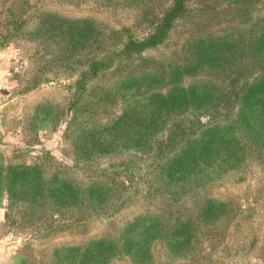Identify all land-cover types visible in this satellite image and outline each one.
Returning <instances> with one entry per match:
<instances>
[{
	"label": "trees",
	"instance_id": "obj_1",
	"mask_svg": "<svg viewBox=\"0 0 264 264\" xmlns=\"http://www.w3.org/2000/svg\"><path fill=\"white\" fill-rule=\"evenodd\" d=\"M183 1L175 0L170 11L176 12ZM221 1L239 7L243 28L236 25L221 34L191 37L178 58L149 61L156 66L123 72L116 86H102L94 97L92 84L106 76L114 60L125 69L131 54L162 42L164 23L143 40L120 44L95 19L47 12L39 26L27 32L55 43L49 61L66 68L84 65L64 133L74 166L1 164L0 200L7 199L9 209L20 204L16 188L21 187L35 202L21 211L27 220H40L44 206L47 214L101 216L126 205L131 195L118 177L135 173L156 194L158 206L117 230L55 246L45 262L22 257L21 264H113L121 259L155 264L159 247L163 264L192 262L205 232L224 238L237 206L214 197L211 189L243 173L253 157L264 154V16L252 15L264 0ZM16 19L18 25L20 16ZM197 74L223 80H188ZM114 101L121 104V112L103 118ZM60 107L52 100L38 103L30 117L56 122Z\"/></svg>",
	"mask_w": 264,
	"mask_h": 264
},
{
	"label": "rangeland",
	"instance_id": "obj_2",
	"mask_svg": "<svg viewBox=\"0 0 264 264\" xmlns=\"http://www.w3.org/2000/svg\"><path fill=\"white\" fill-rule=\"evenodd\" d=\"M174 1L146 0V4L136 6L120 0H0V165L74 166L64 133L72 116L69 108L73 89L82 78L84 65H56L49 61L55 43L42 39V34L28 35L39 26L44 13L95 19L120 44L128 39L147 38L161 23L167 26L162 42L140 54H131L125 69L114 60L112 67L104 71L106 76L92 84L95 87L90 97H94L102 86H116L123 72L156 66L149 61L166 63L178 58L179 50L191 37L221 34L236 25L243 28L238 23L239 7L228 1L184 0L173 13L170 10ZM252 15L264 16V3L256 4ZM19 16L16 25L13 20L17 22ZM47 26L45 23L43 29ZM202 77L215 83L223 80L214 74H197L188 80ZM48 100L61 106L58 120L43 123L32 119L36 105ZM121 108L119 101H114L102 116L115 117ZM75 173L83 176L77 168ZM118 180L125 185L126 194L131 195L127 196L126 205L91 217L47 214L44 206L40 220H27L21 211L33 207L35 202L25 197L24 188H16L20 204L9 209L7 199L0 200V264H21L22 257L35 263L42 259L45 262L55 246L83 243L95 235L119 229L140 212L157 208L158 197L138 175L123 174ZM210 194L234 202L238 213L229 220L224 238L205 232L201 251L193 261L175 264H264V154L253 157L243 173L228 177ZM163 262L159 247L155 264ZM113 264L130 263L121 259Z\"/></svg>",
	"mask_w": 264,
	"mask_h": 264
}]
</instances>
